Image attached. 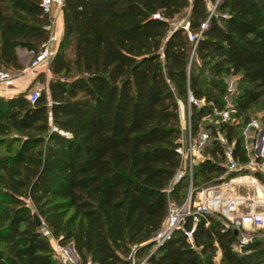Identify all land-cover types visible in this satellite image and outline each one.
<instances>
[{"label": "trees", "instance_id": "16d2710c", "mask_svg": "<svg viewBox=\"0 0 264 264\" xmlns=\"http://www.w3.org/2000/svg\"><path fill=\"white\" fill-rule=\"evenodd\" d=\"M40 3L0 0V69L20 71L17 50L46 42L50 19ZM186 9L189 32L199 36L195 47L181 27H170ZM62 13L46 89L32 105L30 88L0 96V264H60L43 227L73 247L79 264H216L217 251V264H264L262 242L235 251L234 231L212 216H201L194 229L199 252L175 231L151 253L180 162L178 101L191 94L204 102L190 103L196 133L202 117L226 109L220 82L229 76L240 78L238 108L264 97V0H219L217 16L205 0H64ZM194 58L212 63L207 72L221 81L206 82ZM218 128L238 162L247 163L242 127ZM208 154L194 168L192 186L220 183L222 147L213 143ZM187 189L184 179L168 197L181 204Z\"/></svg>", "mask_w": 264, "mask_h": 264}, {"label": "built area", "instance_id": "2783aa9c", "mask_svg": "<svg viewBox=\"0 0 264 264\" xmlns=\"http://www.w3.org/2000/svg\"><path fill=\"white\" fill-rule=\"evenodd\" d=\"M63 1L64 0H41L40 7L42 14L49 17L54 7H58L59 9L62 8ZM218 1L219 0H216L215 5ZM153 18L160 19L159 15L157 14L153 15ZM50 26L47 27L49 32L51 31ZM178 27H181L187 33L189 42H192L195 47L199 36L189 32V24L187 20H182L179 23L173 25V28ZM204 27L205 24H202L200 28L204 29ZM59 41L60 37L50 32L46 42H44L38 48V50L26 51L28 55V61L20 71H17V75L15 77L12 72L0 69V95L4 96L7 94L8 84L16 78L23 76H31L36 78L39 75L48 76L50 74V64L56 54ZM39 88V85H37L29 90L26 96L29 104H34L39 98ZM187 99L189 103H193L198 107L204 105L203 101L194 100L191 94L187 95ZM212 115L219 118V123L233 124V117L230 115V111L226 108L222 111L213 110L212 113L202 117V126L199 127L196 133H194L192 129L189 113L188 119L184 126L180 125V135L178 139V146L176 148V153L178 154L180 161L179 167L166 190L168 198L167 217L161 225L159 231L151 239L154 249L158 245L165 242L173 234V232L181 231L189 245L196 252H199L200 249L194 247L193 233L201 216L215 217L216 219L222 221L225 228L237 232V242L233 245V249L239 253L242 251V248L245 245L251 242L250 231L255 228L264 227V204L255 205V203L252 201L253 197L246 198L242 196H231L228 190L230 186L233 185L231 184V181L233 180L228 179L225 181L223 177H220V183L218 185L202 188L200 191L195 193V195L193 194V170L200 163L210 158L209 154L205 157V153L213 143H217L222 147L221 165L224 167L225 174L242 171H253L256 163L255 157L252 158L250 152L255 151L257 149V145L255 146V144H250V149L247 147L248 144L245 145L246 153L249 156V159L247 163L240 164L234 157L233 144H230L224 134L219 132V128L215 131L213 130V118H211ZM50 130L51 132H58L63 137H69V134L57 131L53 126H51ZM260 151L263 156V138ZM245 176L246 175H243L241 177ZM184 179L188 180L186 197L181 204H174L168 197L170 188ZM250 184L253 186L258 185L257 181L256 183ZM216 190L220 191L215 193ZM262 191L264 194V189H262ZM195 197H198V201L194 200ZM256 206H261L263 211L257 212ZM241 207L248 209V211L241 213ZM188 218L192 222L190 229L185 227V221ZM207 225L208 222H206L204 226L206 227ZM41 233L49 241L54 258L60 264H79L72 251L69 249V246L64 247L60 245L58 241L51 235L49 230L45 229L44 227L41 229Z\"/></svg>", "mask_w": 264, "mask_h": 264}, {"label": "rangeland", "instance_id": "374dc122", "mask_svg": "<svg viewBox=\"0 0 264 264\" xmlns=\"http://www.w3.org/2000/svg\"><path fill=\"white\" fill-rule=\"evenodd\" d=\"M206 7L209 12V15L217 16L216 13V5L215 1L211 0H205ZM189 15V9H186L182 11L179 15H177L174 20L171 22V29L173 25L179 23L182 20H185L188 18ZM175 23V24H174ZM50 34V32H49ZM194 47V46H193ZM191 64H193L196 71H202L201 77L206 80H214L216 82L221 81V78L219 76H214L213 74H209L207 71L209 67L212 65V63H208L207 65H202L201 61L197 59H193L191 61ZM14 77L17 75V72H12ZM52 74L50 73L48 76H40L37 80V83L39 84L40 92L42 90H45L47 87L48 81L52 78ZM221 85L225 87V97L222 98L224 101V104L229 111L230 115L233 117V125L242 127V144L245 146L248 144V148L250 149V144L257 145V149L253 152H250L251 157H255V167L253 171H242V172H235V173H223L220 177H223L224 180H234L238 177H241L243 175L248 176L249 178L255 179L258 183V185L253 186L250 183H239V184H233L229 188V192L231 196H242V197H254L255 194H257L258 191L263 192L262 189H264V155L262 156V153L260 151L261 148V142L262 138L264 140V97L260 98L256 103H252L246 106V109H241L236 106V99L238 95L240 94V87L241 82L240 78L238 76H229L227 79L222 80ZM29 92V91H28ZM27 92V94H28ZM9 93V92H7ZM2 96V95H0ZM179 106V119H180V125L184 126L188 119V113L190 114V103L188 101L186 102H180L178 101ZM212 115V126L213 130L215 131L218 129L219 125V118ZM248 131V133H247ZM246 133V134H245ZM16 146H13V150ZM248 152V151H247ZM1 154H4V148L1 150ZM208 156V150L205 153V157ZM258 175V176H256ZM254 180V183L256 181ZM199 181V179H196V183ZM202 186L193 185V194L200 191ZM220 190H216L215 193H218ZM263 194V193H262ZM264 196V195H263ZM195 201H198V197H195ZM259 205V204H258ZM257 212H262L263 209H261V206H256ZM248 209L241 207L240 212L245 213ZM250 237L251 241H260L263 243V250L264 251V227L255 228L250 231ZM154 252V247L151 248V253ZM245 254V253H244ZM220 252L217 251L213 257V261L217 264L220 260ZM78 261V260H77ZM74 264V263H73ZM131 264H134L133 261H131Z\"/></svg>", "mask_w": 264, "mask_h": 264}, {"label": "crops", "instance_id": "0c3cea01", "mask_svg": "<svg viewBox=\"0 0 264 264\" xmlns=\"http://www.w3.org/2000/svg\"><path fill=\"white\" fill-rule=\"evenodd\" d=\"M49 19L51 23L50 32L57 35L58 37H61L63 33V26H64L62 8L59 9L58 7H54L51 15L49 16ZM17 57H18L19 62L22 64V66H24L25 63L28 61V55L25 50H17ZM34 81H35V77H31V76H23V77L16 78L8 84L7 91L9 93L1 97L10 98L19 93L27 91L29 88L31 90L35 86L39 85L37 81H35L36 82L35 85L31 87Z\"/></svg>", "mask_w": 264, "mask_h": 264}, {"label": "bare ground", "instance_id": "6f19581e", "mask_svg": "<svg viewBox=\"0 0 264 264\" xmlns=\"http://www.w3.org/2000/svg\"><path fill=\"white\" fill-rule=\"evenodd\" d=\"M239 183H254V180L252 178H249L248 176L236 178L235 180L231 181V184H239ZM231 187V186H230ZM263 192L258 191L257 194L253 197V203L256 204H264V194Z\"/></svg>", "mask_w": 264, "mask_h": 264}, {"label": "water", "instance_id": "95a60500", "mask_svg": "<svg viewBox=\"0 0 264 264\" xmlns=\"http://www.w3.org/2000/svg\"><path fill=\"white\" fill-rule=\"evenodd\" d=\"M61 40H62V37L60 38L59 45H60ZM59 45H58V46H59ZM32 218H33V222L35 223V226H36L37 228H40V227L43 225L42 221L38 218V216H37L36 213H33ZM234 234L237 235V232H234ZM162 244H163V243H162ZM162 244L158 245V246L154 249V251H155L158 247H160ZM69 249L72 251L73 255H74L75 258L77 259V256L75 255V252L73 251V247H72L71 245L69 246ZM77 260H78V259H77Z\"/></svg>", "mask_w": 264, "mask_h": 264}]
</instances>
